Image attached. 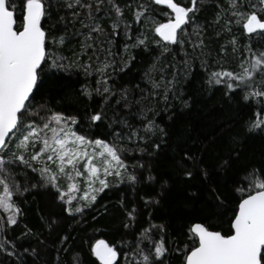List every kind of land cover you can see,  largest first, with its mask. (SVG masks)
<instances>
[{
    "label": "snow or ice",
    "instance_id": "6c2138e0",
    "mask_svg": "<svg viewBox=\"0 0 264 264\" xmlns=\"http://www.w3.org/2000/svg\"><path fill=\"white\" fill-rule=\"evenodd\" d=\"M110 207L100 264H264V0H0V264Z\"/></svg>",
    "mask_w": 264,
    "mask_h": 264
},
{
    "label": "trees",
    "instance_id": "16d2710c",
    "mask_svg": "<svg viewBox=\"0 0 264 264\" xmlns=\"http://www.w3.org/2000/svg\"><path fill=\"white\" fill-rule=\"evenodd\" d=\"M183 2V0H182ZM169 12V10L163 6H156V19L157 20H163L166 19L165 13ZM242 29V26H240ZM142 58L137 57V61L139 62ZM232 70H235V65L232 64L229 66ZM133 71L135 72V66ZM60 82L57 81L55 78H46L44 85L41 87V93H47L54 99L59 95L60 93ZM39 98V97H37ZM71 114V113H66ZM26 198L31 199L30 196H27ZM118 198V193L116 192H106L105 194H102V198L99 199V203L97 204L96 208L101 209V205L105 203V201H108L110 204L114 203L115 200ZM35 208V204L31 205V208L29 209V221L31 224L36 225L37 220L35 214L32 212L31 209ZM46 211L49 209H45ZM102 211V209H101ZM2 212V210H0ZM96 215V210H92L89 213H86V218L89 223L88 228H83L81 230H78L74 235L76 236L74 248L80 253V256L82 258V264H100V261L91 255L90 253V245L92 243H95L96 240H104L106 243L110 245L116 244L117 240L120 238V233L123 231L118 227L120 224L121 216L118 211H116L114 208L110 207L108 211V215H101L98 217L96 222H92L91 217ZM214 223H218V221H214ZM18 234V233H17ZM181 244L184 243L185 238L180 237ZM87 241V243H85ZM118 260L120 261V264H125L123 255H118ZM61 261L62 264H74V261L72 259V252H69L67 255L61 254ZM76 264H79V262H76ZM172 264H179V257L175 256L172 260Z\"/></svg>",
    "mask_w": 264,
    "mask_h": 264
},
{
    "label": "water",
    "instance_id": "95a60500",
    "mask_svg": "<svg viewBox=\"0 0 264 264\" xmlns=\"http://www.w3.org/2000/svg\"><path fill=\"white\" fill-rule=\"evenodd\" d=\"M163 6H165L166 7V5H163ZM167 8V7H166ZM169 10V9H168ZM170 11V10H169Z\"/></svg>",
    "mask_w": 264,
    "mask_h": 264
}]
</instances>
